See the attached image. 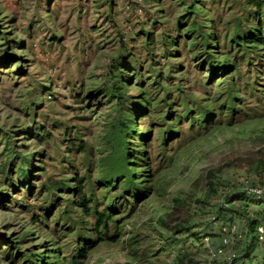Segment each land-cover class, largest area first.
I'll list each match as a JSON object with an SVG mask.
<instances>
[{
  "label": "rangeland",
  "instance_id": "obj_1",
  "mask_svg": "<svg viewBox=\"0 0 264 264\" xmlns=\"http://www.w3.org/2000/svg\"><path fill=\"white\" fill-rule=\"evenodd\" d=\"M73 259L264 264V0H0V264Z\"/></svg>",
  "mask_w": 264,
  "mask_h": 264
},
{
  "label": "trees",
  "instance_id": "obj_2",
  "mask_svg": "<svg viewBox=\"0 0 264 264\" xmlns=\"http://www.w3.org/2000/svg\"><path fill=\"white\" fill-rule=\"evenodd\" d=\"M122 127H124V129H123V131L124 132H126L127 131V129H128V126L126 125V124H122ZM126 161V160H125ZM125 170L126 171H129V170H131L130 169V167H129V162L127 163V165L125 166ZM110 173V172H109ZM127 183L130 185V184H135L136 183V181H137V178H134V174H132V175H130V177L127 179ZM144 194H145V191H144ZM252 194V193H251ZM253 196L255 195V194H252ZM250 222L252 223H249L248 224V228H247V234H250V237H251V239L254 237V233H253V220H250ZM252 242V241H251ZM251 244V243H250ZM249 248L247 247L246 248V251L248 250ZM248 252H249V250H248ZM68 264H76V261H75V259H73L70 263H68Z\"/></svg>",
  "mask_w": 264,
  "mask_h": 264
},
{
  "label": "built area",
  "instance_id": "obj_3",
  "mask_svg": "<svg viewBox=\"0 0 264 264\" xmlns=\"http://www.w3.org/2000/svg\"><path fill=\"white\" fill-rule=\"evenodd\" d=\"M249 193L256 194V195H261L262 192L256 189H251Z\"/></svg>",
  "mask_w": 264,
  "mask_h": 264
}]
</instances>
